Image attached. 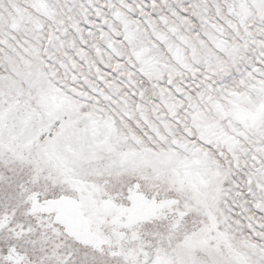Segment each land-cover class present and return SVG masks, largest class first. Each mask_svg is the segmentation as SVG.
Returning a JSON list of instances; mask_svg holds the SVG:
<instances>
[{
    "label": "snow or ice",
    "instance_id": "6c2138e0",
    "mask_svg": "<svg viewBox=\"0 0 264 264\" xmlns=\"http://www.w3.org/2000/svg\"><path fill=\"white\" fill-rule=\"evenodd\" d=\"M0 264H264V0H0Z\"/></svg>",
    "mask_w": 264,
    "mask_h": 264
}]
</instances>
